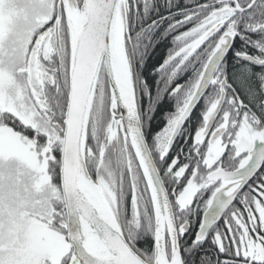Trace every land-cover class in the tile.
<instances>
[{
  "label": "snow or ice",
  "instance_id": "obj_1",
  "mask_svg": "<svg viewBox=\"0 0 264 264\" xmlns=\"http://www.w3.org/2000/svg\"><path fill=\"white\" fill-rule=\"evenodd\" d=\"M0 264H264V0H0Z\"/></svg>",
  "mask_w": 264,
  "mask_h": 264
},
{
  "label": "trees",
  "instance_id": "obj_2",
  "mask_svg": "<svg viewBox=\"0 0 264 264\" xmlns=\"http://www.w3.org/2000/svg\"><path fill=\"white\" fill-rule=\"evenodd\" d=\"M171 38L168 39L167 42H162L154 51L153 53L151 54V57L149 59V65H153V64H157V63H160L162 62L163 58L166 56V52H167V48L168 47H171ZM182 82V81H181ZM203 102H201L202 104ZM173 105H174V102L173 101H169L167 99V97L165 98L164 102L158 106V109L157 111L154 113V118L153 120L151 121V131L152 133H154L155 131H158L160 130L164 123H165V120L163 118V113L165 111H171L173 110ZM200 110V106L197 107L196 111L193 113V116H192V128L195 129L196 127V124H195V117H196V112H198ZM186 127L188 126V124L186 123L185 125ZM149 141L151 142V136L149 137ZM144 246V245H142Z\"/></svg>",
  "mask_w": 264,
  "mask_h": 264
}]
</instances>
